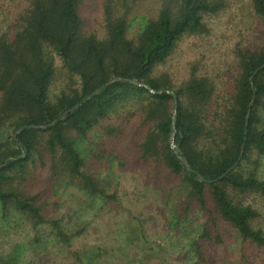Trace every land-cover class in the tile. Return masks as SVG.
<instances>
[{"label": "trees", "instance_id": "16d2710c", "mask_svg": "<svg viewBox=\"0 0 264 264\" xmlns=\"http://www.w3.org/2000/svg\"><path fill=\"white\" fill-rule=\"evenodd\" d=\"M26 1L0 35V227L20 217L30 224L32 251L45 255L34 264H151L149 257L166 253L155 249L143 223L137 235L126 225L117 231L126 244L120 255L106 246L110 231L102 236L105 244L79 248L87 225L72 229L58 213L57 200L69 191L93 206L120 204L117 188L110 191L92 171L118 160L163 191L170 210L159 211L156 221L169 233L168 246L172 238L181 241L193 264H211L230 236L246 248L245 264L263 263L262 213L245 201L264 200V45L238 46L235 65L222 76L194 62L175 84L160 70L185 37L209 34L206 19L225 11L228 0H162L157 16L144 18L134 37L136 0H103L102 36L88 29L84 0ZM252 3L264 21V0ZM58 61L66 80L53 95ZM137 83L172 93L152 94ZM91 135L98 137L94 143ZM238 161L222 180L201 181L219 178ZM39 183L51 190L47 197L35 192ZM15 244L0 248V264H25V245Z\"/></svg>", "mask_w": 264, "mask_h": 264}, {"label": "rangeland", "instance_id": "374dc122", "mask_svg": "<svg viewBox=\"0 0 264 264\" xmlns=\"http://www.w3.org/2000/svg\"><path fill=\"white\" fill-rule=\"evenodd\" d=\"M135 2V10L130 17L133 20L129 31L131 37L136 35L144 18L157 16L162 0H136ZM102 3L103 0H84L82 6V16L87 22L88 29L98 32L100 36L103 34ZM26 5V0L1 1L0 35L9 29L15 13ZM206 22L210 29L209 34L185 37L180 42L173 58L160 67L161 71L168 72L171 75L175 84H179L187 78L190 64L194 62L199 63L201 69L207 67L206 70L210 74L216 75L218 73V75L222 76L223 72L228 71L235 65V50L238 46L252 49L264 45V21L254 11L252 0H228V7L225 11L217 16L207 18ZM57 72V78L51 88L53 95L59 92L66 80L59 61ZM5 135L8 138L12 133L8 131ZM91 138L93 143L94 140L98 139L96 135H91ZM91 146L87 147L86 151H90ZM127 157H129V154ZM127 161L129 162L130 159H127ZM92 171L97 173L99 178L108 185L110 191L117 188L120 195V204H115L111 207L99 201L93 206L92 201L78 191L64 193L57 200L60 204L58 213L65 215V219L69 221L72 229L78 227L81 229L87 225L86 234L81 239L79 248L84 244H105L104 238L107 237L108 231H110L113 232V240L108 241L106 246L109 247V250H114V253L124 255L126 244L120 242L122 239L120 236L116 237L117 231H121L122 225L124 227L126 225L132 228L131 236L137 235L140 233L137 229H141V224L143 223L149 240L156 244L154 245L155 249L159 245L164 248L161 252L167 254H157L149 257L152 261L151 264H157V261H162L166 258H171L170 262L172 264H193L191 257L188 258L181 249V241H176L175 238H172L170 241L171 246H168L167 242H165V240L169 239L167 237L169 233L165 232V230L162 231L163 227L160 221H156V219L160 212L169 211L170 206L163 204L165 200L162 197L163 191L156 183H152L149 186L143 184L132 163L126 168H121L118 160L96 164ZM260 176L264 178V159L262 160ZM40 180L42 182L46 181V175ZM161 183L159 182L158 184L161 185ZM39 190L43 192L45 197L51 192L47 188L46 183H39V188L35 192H39ZM48 201L50 203L48 209L51 211V208H55L53 206L55 200H52V206L51 196ZM245 203L253 204L261 211L263 220L260 227L264 229V200L249 198ZM135 215L138 219L134 218ZM106 223L111 226L109 230L106 229ZM31 234L30 224L23 221L21 217L17 220L9 219L8 222H5L0 227V248L6 249L16 242L15 245H18V243L19 245L24 244V263H37L45 255L41 252V256H37V253L32 251ZM98 239L102 240L98 241ZM233 241L234 239L230 236L227 246L216 251L211 264L247 263L246 260L242 259L243 250L246 248L238 246ZM39 249L41 247H37L36 251L40 252L41 250ZM178 249H180V252H178ZM246 254L250 255L247 250ZM250 256L253 257L252 255ZM128 262L132 263L133 260H126L123 264H128ZM261 264H264V261Z\"/></svg>", "mask_w": 264, "mask_h": 264}, {"label": "water", "instance_id": "95a60500", "mask_svg": "<svg viewBox=\"0 0 264 264\" xmlns=\"http://www.w3.org/2000/svg\"><path fill=\"white\" fill-rule=\"evenodd\" d=\"M261 69H264V65L259 70H261ZM111 83H109L108 85L104 86L103 88L95 91L92 95H95L98 92H100L102 89L107 88ZM137 85L138 86H141V87L147 88L152 94L172 93V91H155V90L151 89L149 86H147L145 84H142V83H137ZM174 101H175V103H174V111H173V133H172V136H171V139H170L171 147L173 149L176 148V144H175V135H176L175 114H176V110H177V98L176 97L174 98ZM254 101H255V97L253 99V102ZM78 107L79 106H75L72 110H75ZM42 128L44 129V127H42ZM15 141L18 142L16 135H15ZM244 150H245V142H244L243 147H242V153L240 155L239 161L241 160V157H242V154H243V151ZM239 161L233 167H231L229 170H227L224 174H222L219 178H217L215 180H205V179H202L201 181L204 182V183L212 184L214 182H218V181L222 180L223 178H225L228 174H230V172H232L237 167Z\"/></svg>", "mask_w": 264, "mask_h": 264}]
</instances>
